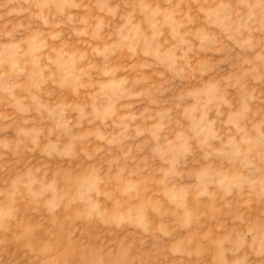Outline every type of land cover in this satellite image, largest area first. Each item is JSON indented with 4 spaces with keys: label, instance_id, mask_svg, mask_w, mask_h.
Masks as SVG:
<instances>
[{
    "label": "rangeland",
    "instance_id": "1",
    "mask_svg": "<svg viewBox=\"0 0 264 264\" xmlns=\"http://www.w3.org/2000/svg\"><path fill=\"white\" fill-rule=\"evenodd\" d=\"M255 3L0 0V264H264Z\"/></svg>",
    "mask_w": 264,
    "mask_h": 264
},
{
    "label": "clouds",
    "instance_id": "2",
    "mask_svg": "<svg viewBox=\"0 0 264 264\" xmlns=\"http://www.w3.org/2000/svg\"><path fill=\"white\" fill-rule=\"evenodd\" d=\"M241 2L247 3V0H241ZM261 5H264V0H257V3L250 4L249 7L256 10L257 8H260ZM256 19V11H254V15L252 17V21ZM253 236V242L250 244L248 242V237ZM234 249L237 253L243 252V250L247 247L251 254L258 259L261 257H264V243L260 242L259 236L254 235L253 232L247 231L246 229L238 232L234 236ZM247 256L248 262L250 260V256L245 253Z\"/></svg>",
    "mask_w": 264,
    "mask_h": 264
}]
</instances>
